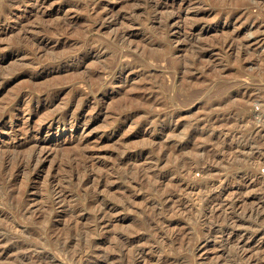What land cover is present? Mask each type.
Here are the masks:
<instances>
[{
  "label": "rangeland",
  "instance_id": "374dc122",
  "mask_svg": "<svg viewBox=\"0 0 264 264\" xmlns=\"http://www.w3.org/2000/svg\"><path fill=\"white\" fill-rule=\"evenodd\" d=\"M52 1L45 13H40L38 18L30 19L29 15L33 10L32 1L27 0L25 6L22 5V9L19 10L15 5L19 4V0H0V28L12 29V32H0V109H2L1 106H4L7 110L6 117L4 116L0 121V144L3 147L18 145V142L20 144L26 142L25 139H34L38 145V151H41V159L39 158L38 162L42 166V170L37 173V180L32 181L28 173L24 174L26 176L22 175L23 177L18 179L20 183L17 181L18 183L16 182L13 189L12 187L6 188L3 194L4 199L0 194V201L7 202L6 195L16 193V191L21 192L24 188L21 186L23 183L27 182L32 187L24 196V203L29 204L27 205V218H13L7 208H5L6 211L0 209L4 211L0 215V264H76L69 262L68 257L83 247H85L88 257L85 256L82 264H264V102L262 99L264 91V0H201L202 2L198 0L201 2L199 7L192 4L189 10L185 11L178 9L177 1L172 0ZM196 1L194 0L193 3ZM193 7L195 8L193 9ZM198 8L214 11L199 15ZM238 11L242 15H239L237 19L233 16ZM106 15L108 16L106 17ZM170 16L175 18L173 20L168 18V20L167 17ZM176 16H180V18L176 19ZM101 17L104 19L103 26L89 28L99 22ZM28 20L30 21L27 22ZM183 20L188 23L185 24ZM232 20L234 25L227 26ZM57 25L61 27L60 32H51V29ZM27 29L28 31H26ZM90 29L95 31L88 32L87 30ZM116 35L126 36V38L119 41ZM36 37L45 38L44 46L47 47L48 53L46 51L42 56L39 54L38 58L31 56V59H34L31 61L30 58H24L22 55L25 56L24 54L32 49L30 48L33 47L31 40ZM232 38L235 39L234 46L226 47L224 42ZM258 41H262L261 44H257ZM95 46H101L104 52L101 55H92L86 61L85 68L81 67L82 56L88 49ZM235 48L237 49L235 50ZM65 52L67 54L72 52L71 56L73 57L63 60L62 66L60 65L57 69L43 66L49 63L52 58ZM156 54L157 56H154ZM115 55L120 59L118 60ZM151 56L159 58L153 60ZM187 60L191 65L193 64L192 66L196 70L190 76V70L194 71V67L184 69L188 72V77L185 76L187 73L182 70V62L187 63ZM40 61L41 66L38 67ZM97 62L107 66L109 64V67L117 63L122 66L134 63L136 67L123 74L115 70L111 77L103 75L104 79L102 78V80H107V82L110 80V82L106 84L105 88H98L99 91L96 90L94 93V91L91 92L90 85H84L78 80L80 76H86V72L97 66ZM34 67L35 69H33ZM66 67L71 70L65 71ZM167 68H170V71ZM76 74L79 79L75 77ZM55 76L57 81H54ZM58 76H61V80L64 81L58 80ZM73 76L77 79L74 80ZM182 76L191 77L192 80H190L194 81L191 83L193 85L191 88L196 90L199 86L197 90L201 91L200 96L198 95L199 98L195 99L196 103L192 100V105L188 97L191 84H188V79L185 77L184 79ZM150 77L153 82L149 81ZM183 79L185 83L182 82ZM72 80L73 83H71ZM34 81H37L35 85L30 84ZM94 81L92 80V82ZM160 81L164 82L163 85L165 83L167 85L166 92H160V95L166 97L167 106L170 107L156 106L152 112H163L168 114L166 117L164 115L160 119L154 120L153 123H143L142 121H145L147 115L134 114L133 118L131 117L128 122L122 124L121 119L128 115L127 109L122 107L121 112L123 113L119 111L117 117L113 116L116 117V120L110 115L114 106H117L120 101L125 102L127 96L133 93L131 85L145 83L147 88L154 89L158 88L157 82ZM92 82L90 81V84ZM50 84L58 85L57 88L64 92L58 100L53 102V107H57L58 112L71 110L74 107L73 104L64 106L74 90L88 95L90 100L78 105L79 108L73 116L67 117L66 120L57 119V122L55 120L52 125L40 121L42 120L40 118L48 113L41 111L42 104L36 103L38 101L36 99L31 107L32 111H25L23 106L17 105V103L12 105L13 107H6L7 102L2 101L8 97L7 94L12 98L15 95L32 93V91L36 98H40L44 88ZM152 84L153 86H151ZM160 84L162 85V83ZM177 86L180 87L177 88ZM195 86L197 88H194ZM159 91L158 88L157 92ZM183 95L189 100L185 101ZM9 97L6 100L11 99ZM184 101L189 102V106L187 104L184 106ZM216 101L219 102L217 107L212 111H204L205 103ZM142 106L140 105L133 113ZM9 109L11 110L9 111ZM56 109L55 111H57ZM37 115L40 117L38 118ZM189 116L198 119L195 124V126L199 125L195 127L197 129L191 122L194 118L191 117V120ZM187 117L190 118V121ZM11 119L14 120L10 121ZM185 119L186 122L191 123L187 122L186 124ZM166 125H169L176 134L172 130L163 132ZM26 128L32 129V132L21 133ZM192 129L194 130L192 131ZM139 130L144 136L132 139L133 134ZM152 137L155 141L149 140ZM210 138H214V142L209 141ZM11 141H16L14 142L16 144ZM80 143L82 145L88 143L83 146L96 161L103 158L114 159L117 156L115 159L116 162L119 161L120 165L135 163L136 168L132 166L133 169H131L133 174L142 172L139 171L140 168L146 170L150 168L149 171H146L149 173L157 171L158 176L163 177L160 192L170 188L171 182L177 181L180 185H185L182 188L183 191L177 192V197L175 196L174 200L175 204H180V210L176 209L175 212L172 210L171 214L166 212L171 215L168 216L170 219L156 221L157 223H153L150 228L138 227L140 220H143L144 214L151 208V203L155 199V194L146 195L148 189L141 186L142 188L133 189L132 196L136 197L132 200L134 199L135 204H132L133 207L130 208L131 205L129 210L120 209L121 211L118 210L113 214L111 210H108L106 217L102 215L99 222H87V224L80 222V224L71 226L68 223L71 216L82 218L93 213V209L83 212L73 211L71 205L80 195L78 189L73 187L74 185L72 186L73 192L70 191L71 186L64 189L66 202L61 203L62 195L59 194L63 184L59 182V179H62V175H64V173L62 174L65 166L63 163L64 154ZM175 143L179 145L175 146ZM168 144H172L173 146H170L173 148L167 147ZM120 145L123 146V150L127 148L128 151L130 149L129 153H136L137 157L125 156L124 158L120 156L119 153L122 150ZM180 145H185L181 152L184 153L185 150L188 152L182 155L179 151L182 157L192 155L195 152V150L192 151L195 146H197L195 149L199 147L198 150H200L197 155L193 154L197 158L193 157L196 166L192 165L190 172L184 174L187 178L183 175L178 177L172 169V165L179 155L176 154V157H173L172 151L176 149L174 152L179 153L177 148ZM149 148L154 149L151 154L140 156L137 153L141 149ZM57 150L62 153V156L58 152L56 153ZM167 150L169 158L173 153L171 158L173 160L167 158L168 156L167 159L159 158ZM152 155L154 156L152 157ZM61 157L64 159L63 161H61ZM90 171L92 175L96 174L94 171ZM91 172L88 176H92ZM123 172L122 169L120 172L117 169L114 174L117 176H112L115 184L119 185L116 192L112 191L116 195H119V192L123 191L127 185L125 182L127 174ZM52 174H55L56 180L49 178ZM118 175H122V177ZM61 179L60 181L63 182ZM256 182L262 186V196L259 190L261 187L252 186ZM24 184L23 186H25ZM96 184L95 181L90 184L91 194L88 199L94 200L97 197L102 198V201L111 202L112 200V202L122 205L123 201L119 202L116 195H113L106 187H99L100 185L96 187ZM110 184L109 181L108 185ZM41 189L44 191L42 192ZM128 189L127 185L124 190ZM2 201L0 203L4 202ZM50 202L55 203L52 213H50L52 221L49 220V225H54L55 232L65 233L68 231L69 225L73 227L71 232L76 239L74 238L68 247H63L61 243L48 241V236L42 233L45 224L38 223L41 215L39 210L43 204L47 205ZM4 203L0 204L1 208L5 207ZM163 204L158 208L160 214L165 213L164 210H167L166 207L170 203ZM94 211L97 212V208L96 210L94 208ZM39 230L42 231L39 233ZM34 231H38L37 235H31L30 232ZM79 231H82V237L78 235ZM44 242H46L45 246ZM90 252L93 254H89ZM79 264L81 263L79 262Z\"/></svg>",
  "mask_w": 264,
  "mask_h": 264
},
{
  "label": "bare ground",
  "instance_id": "6f19581e",
  "mask_svg": "<svg viewBox=\"0 0 264 264\" xmlns=\"http://www.w3.org/2000/svg\"><path fill=\"white\" fill-rule=\"evenodd\" d=\"M26 1L27 0H19V4H15L16 6H18V8H19V10L20 9H22L21 7H22V5H24V4H26ZM28 1H32V7H33V10H32V12L30 13V15H29V17H30V19L31 18H38V16H39V14L40 13H45V11L50 7V4H52L51 2H53L52 0H28ZM171 1V0H170ZM172 1H177L176 2V6H177V8L178 9H180L181 11H185V10H189V8L191 7V5L192 4H196V6L195 7H199L200 6V4H201V0H199V1H201V2H199L198 0L195 2V3H193L194 2V0H172ZM226 1V0H225ZM258 1H261V0H258ZM18 2V1H17ZM211 2V1H210ZM29 5V4H28ZM150 5V4H149ZM148 5V6H149ZM25 6V5H24ZM101 6V5H100ZM99 6V7H100ZM146 6H147V4H146ZM194 6V5H193ZM151 7V6H150ZM149 7V8H150ZM154 7V10L156 11L157 9H156V6L154 5L153 6ZM152 7V8H153ZM158 7V6H157ZM195 7H193V9L195 8ZM25 8V7H24ZM100 9V8H99ZM214 10H210V9H203V8H198V10H197V12L199 13V15H205V14H208V13H212ZM240 11H242V10H240ZM172 15L173 14H175V13H171ZM239 15H242L241 13H239V11H238V13H235L234 14V16L233 17H235V18H237ZM247 15V14H246ZM27 16V15H26ZM108 15H106V17H107ZM246 17V16H245ZM112 18H113V16H112ZM174 19L175 17H172V16H170V17H167V19ZM180 18V16H176V19H179ZM239 18V17H238ZM237 18V19H238ZM1 19V18H0ZM114 19V18H113ZM115 19H116V17H115ZM166 19V20H167ZM168 19V20H169ZM183 19V18H182ZM25 20H27V19H25ZM99 20V19H98ZM30 20H28L27 22H29ZM103 21H104V19H103V17H101V20L99 21V22H97V23H94V25L93 26H91V27H89V28H94V27H99V26H103L104 24H103ZM162 21V20H161ZM184 21V20H183ZM94 22H96V21H94ZM170 22V21H169ZM184 23L185 24H187L188 22H185L184 21ZM23 24V23H22ZM25 24V23H24ZM93 24V23H92ZM233 26L234 24H233V20L232 21H230L228 24H227V26ZM198 26V25H197ZM20 27V26H19ZM18 27V28H19ZM15 28V27H14ZM17 28V27H16ZM88 28V27H87ZM86 28V29H87ZM96 29H98V28H96ZM12 29H8L7 27H2V28H0V32H7V31H11ZM60 30H61V27H59V25H57V26H54L52 29H51V32H60ZM95 31L94 29H90V30H87L88 32H91V31ZM14 31V30H13ZM26 31H28V29L26 30ZM30 31V30H29ZM86 31V32H87ZM92 31V32H93ZM12 32V31H11ZM23 32V31H22ZM47 32H50V31H47ZM128 36V35H127ZM35 38V37H34ZM116 38H119V41L120 40H123V39H125L126 38V36H121V37H119V35L117 36L116 35ZM28 39V38H27ZM30 39V38H29ZM28 39V40H29ZM31 39H33V38H31ZM45 38H43V37H36V39H34V40H31V44H33V47L31 46L30 48H32V49H29V51L28 52H26V54H24L25 56H23L22 54V57H26V58H30L31 59V56H36V58H38V56H39V54H41V56L43 55V53L45 52L46 53V49H47V47L46 46H44V42H45V40H44ZM34 41V42H33ZM117 42V41H116ZM234 42H235V39L234 38H232V39H230V40H228V41H225L224 43L226 44V47H230L231 45V47H233L234 46ZM261 42L262 41H258V43L257 44H261ZM91 44V43H90ZM89 44V45H90ZM224 45V44H223ZM223 47V46H222ZM225 47V48H226ZM61 48V47H60ZM201 48H202V46H201ZM204 48V47H203ZM224 48V47H223ZM238 48V47H237ZM237 48H235V50L237 49ZM77 49V48H76ZM227 50V49H226ZM56 52L58 51V50H55ZM70 51V50H69ZM72 51V50H71ZM76 51V50H75ZM68 52V51H67ZM74 52V51H73ZM76 52H78V51H76ZM104 52V50H103V48L101 47V46H95V47H91L90 49H88L86 52H85V54L82 56V60H81V62H80V64H81V67L83 66H85V63H86V61L87 60H89L91 57H92V55H101L102 53ZM24 53V52H23ZM47 53H48V51H47ZM66 53V52H65ZM65 53H61L62 55H58V56H56V57H54V58H52V60L51 61H49V63H47V64H45V65H43V66H48V67H52V68H56L57 69V67H59L60 65H61V62L63 61V60H67L68 58L69 59H72L71 57H73V56H71V53L72 52H69V54H65ZM108 53V52H107ZM111 53V52H110ZM55 54H57V53H55ZM77 54V53H76ZM20 55V56H21ZM45 55V54H44ZM72 55H74V54H72ZM107 55V54H106ZM116 56V55H115ZM121 56V55H120ZM123 56V55H122ZM154 56H157V54L156 55H154ZM154 56H151V58L153 59V60H156V59H158L159 57H154ZM160 56V55H159ZM200 56V55H199ZM18 57V56H17ZM76 57V56H75ZM79 57V56H78ZM104 57V56H103ZM150 57V56H149ZM149 57H147V58H149ZM204 57V56H203ZM33 58V57H32ZM35 58V57H34ZM102 58V57H101ZM116 58H117V56H116ZM156 58V59H155ZM171 58V57H170ZM198 58V57H197ZM196 58V59H197ZM118 59V58H117ZM120 59V58H119ZM118 59V60H119ZM172 59V58H171ZM199 59V58H198ZM198 59H197V61H198ZM201 59V58H200ZM203 59V58H202ZM32 60H34V59H31V61ZM38 60V59H37ZM115 60V59H114ZM185 62H186V60H184ZM182 62L183 64H182V70H183V72L185 73L186 72V70H187V67H190L191 68V66L193 65H191L190 64V62H189V64H188V62L187 63H185V62ZM194 61V60H193ZM38 62V61H37ZM36 62V63H37ZM78 62V61H77ZM112 62V61H111ZM169 62H170V60H169ZM172 62V61H171ZM40 63H41V61L39 62V66L38 67H40L41 65H40ZM100 63V62H99ZM108 63H109V61H108ZM114 63V62H113ZM195 63H197L196 62V60H195ZM38 64V63H37ZM44 64V63H43ZM97 64V66H95V67H93L91 70H89L88 72H86L85 74H87L86 76L84 75L83 77L82 76H80L79 78L77 77L78 76V74H79V72H80V69H79V71H77V73L78 74H76L75 75V77H77L79 80L78 81H81V82H83L84 83V85H90V87H91V92H93L94 91V93H96L95 91L96 90H98V88H101V87H106V84H108L109 82H110V80H109V82H107V80H105V81H103L102 80V78L104 79V76L103 75H108V76H110L111 77V75L112 74H114L113 72H115V70H117L118 72H120L121 74H123V73H125L126 71H131L132 70V68H134V67H136V66H134L135 64L133 63V65L131 64V65H121L120 63V65L117 63L116 65L115 64H113V66H110L109 67V64H108V66L105 64L104 65V63H100V64H98V62L96 63ZM111 64V63H110ZM181 65V64H180ZM180 65L178 66V68L180 67ZM42 66V67H43ZM62 66V65H61ZM171 66V65H170ZM196 67H197V65H195ZM37 67V68H38ZM168 67V66H167ZM192 67H194V66H192ZM78 68V67H77ZM85 68V67H84ZM33 69H35V67L33 68ZM46 69V68H45ZM168 69V68H167ZM170 69V68H169ZM168 69V70H169ZM172 69V68H171ZM184 69H186L185 71H184ZM12 70H15V69H12ZM37 70V69H36ZM62 71H63V69H61ZM69 70H71L69 67H66L65 68V71H69ZM60 71V70H59ZM170 71V70H169ZM168 71V72H169ZM177 70H175V72H176ZM192 71H193V69H192ZM191 70H190V72H191V74H190V76L191 75H193L194 74V72L196 71L195 70V67H194V71L192 72ZM16 73H18L17 71H15ZM14 72V73H15ZM64 72V71H63ZM76 72V71H75ZM172 72V71H171ZM10 73V72H9ZM14 73H12V74H14ZM170 73V72H169ZM172 73H174V72H172ZM177 73V72H176ZM187 73V75H185V76H187L188 77V72H186ZM24 74V73H23ZM27 74V73H26ZM181 74V73H180ZM10 75V74H9ZM19 75V74H18ZM60 75V74H59ZM81 75V74H80ZM83 75V74H82ZM174 75H175V73H174ZM173 75V76H174ZM184 75V74H183ZM14 76V75H13ZM31 76H32V74H31ZM61 76H63L64 77V75H62L61 74ZM61 76H58V80L60 79L61 80ZM69 76V75H68ZM184 76V77H185ZM66 77H67V75H66ZM65 77V78H66ZM72 77V76H71ZM74 77V76H73ZM73 78L74 80L75 79H77V78ZM89 77V78H88ZM183 77V76H182ZM183 77V78H184ZM32 78H34V77H32ZM38 78V77H37ZM57 77L55 76V79H54V81L56 80L57 81V79H56ZM68 78V77H67ZM116 78V77H115ZM114 78V79H115ZM175 78V77H174ZM186 78V77H185ZM184 78V79H185ZM193 78V77H192ZM12 79V78H11ZM31 79V78H30ZM64 79V78H63ZM110 79V78H109ZM145 79V78H144ZM147 79V78H146ZM184 79L182 80V82H184L185 83V81H184ZM186 79H188L187 81H188V84H191L192 82H194V81H191L192 79H191V77H189V78H186ZM191 79V80H190ZM193 79H195V78H193ZM66 80V79H65ZM69 80H71V79H69ZM92 80L94 81V82H92ZM119 80V79H118ZM151 80V77H150V79H149V81ZM153 80V79H152ZM151 80V81H152ZM196 80V79H195ZM32 81V80H31ZM53 81V82H54ZM61 81H64V80H61ZM90 81L92 82V84H90ZM145 81V80H144ZM155 81V80H154ZM163 81V80H162ZM180 81V80H179ZM37 81H34L33 83L31 82L30 84H34L35 85V83H36ZM52 82V83H53ZM67 82H70V81H67ZM81 82H80V84H81ZM146 82V81H145ZM153 82V81H152ZM198 81H196V83H197ZM55 83H57V82H55ZM60 83H62V82H60ZM71 83H73V80H72V82ZM144 83V82H143ZM142 83V84H143ZM148 83V82H147ZM160 83H162V85L160 84ZM163 83L164 82H157V86H158V88H159V92H157V90H158V88H156V91H154L155 90V88L154 89H151V87H149V88H147V84H143V85H131V86H133V93H131V94H129L128 96H127V99L125 100V102H122V101H120L118 104H117V106H114L113 108H112V114H110L112 117L113 116H116L117 115V113L120 111H122V107L124 108V109H127V113H128V115L124 118V119H121V123L122 124H124V123H126V122H128V120L129 119H131V117L133 118V115L134 114H139L140 116L142 115V114H145V115H147L146 117H145V121H142L143 123H153L154 122V120H158V119H160L162 116H164V117H166L167 115L166 114H164L163 112H152V111H154L155 110V107L157 106H166V107H170V106H167L168 104H167V100H166V97L165 96H163V97H161L162 95H160V92L161 93H164V92H166V89H168V88H166L167 87V85H166V83H165V85H163ZM180 83H181V81H180ZM179 83V84H180ZM195 83V85H197ZM64 84V83H63ZM111 84H112V82H111ZM139 84V83H138ZM150 84V83H149ZM154 84V83H153ZM153 84L151 85V86H153ZM155 84H156V82H155ZM186 84H187V82H186ZM185 84V85H186ZM187 84V85H188ZM198 84H199V82H198ZM33 85V86H34ZM37 85V84H36ZM61 85V84H60ZM59 85V86H60ZM186 85V86H187ZM192 85V84H191ZM190 85V89H192L191 91H190V89L188 90L189 91V98H190V103H191V105H192V103H193V101L195 102V99H198L199 97H198V95H199V93L201 92V91H199V90H197V89H199V86H198V88H197V86H195L194 88H197L196 90L194 89L193 90V88H191V87H193V85L191 86ZM200 85V84H199ZM73 86V85H72ZM75 86V85H74ZM180 86H182L181 84H180ZM180 86H177V88L178 87H180ZM30 87H31V85H30ZM46 87V86H45ZM58 87V85H55V84H50V85H48L46 88H44V90L42 91V96L40 97V98H36L35 96H34V92L32 91V93H29L28 92V94H21V95H15V96H13L12 98L11 97H9V94H7L8 95V97L9 98H11V99H9V100H2V101H6L5 103V106L6 107H13L12 105H15L16 103H17V105L19 104V105H22L23 106V109L25 110V111H28V110H31V109H33V108H31L32 107V105H33V103H35L34 101H35V99L36 100H38L36 103H38V104H42V110L41 111H44V112H47L48 114L47 115H45L44 117H41L40 119H42V120H40L42 123H49V124H53V122L56 120V122H57V119H61V120H66L67 119V117H70L71 115L73 116L74 115V113H76V110L79 108L78 107V105H80V104H83V102L84 103H86V101H88V100H90L89 99V96L88 95H85V94H83V92L81 93V92H79L78 90H74L73 91V93H71L72 95H70V97H69V99L67 100V103L66 102H64V103H66L64 106H67V105H69V104H73V108H71V110H66V111H63V112H58V110L56 109L57 107H55V109L57 110V111H55V109H54V107H53V102L55 101V100H58L59 99V97H61V95L64 93L63 92V90L62 89H58L57 88ZM185 87V86H184ZM184 87H183V90H184ZM37 88V87H36ZM71 88V87H70ZM73 88V87H72ZM186 88V87H185ZM31 89H32V87H31ZM35 89V88H34ZM21 90V89H20ZM30 90V89H29ZM179 90V89H178ZM181 90V89H180ZM186 90V89H185ZM18 91V90H17ZM34 91H36V90H34ZM41 91V90H40ZM40 91H38V92H40ZM65 91V90H64ZM99 91V90H98ZM97 91V92H98ZM150 91V92H149ZM164 91V92H163ZM187 91V90H186ZM187 91V92H188ZM15 92V91H14ZM23 92V91H22ZM67 92V91H66ZM65 92V93H66ZM147 92H149L148 94H147ZM168 92V91H167ZM18 93V92H17ZM27 93V92H26ZM182 93H183V91H182ZM5 94V93H4ZM14 94H16V93H14ZM177 94V93H176ZM180 94V93H179ZM1 95V94H0ZM36 95V94H35ZM67 95H68V93H67ZM187 95V94H186ZM177 97H178V94L176 95ZM200 96V95H199ZM67 97V96H66ZM169 97V96H168ZM167 97V98H168ZM171 97V96H170ZM174 97V96H173ZM180 97V96H179ZM187 97V96H186ZM198 97V98H197ZM5 98V97H4ZM183 98H184V95H183ZM183 98H181V99H183ZM61 99V98H60ZM185 99V101H187V100H189V99H187V98H184ZM187 99V100H186ZM172 100V99H171ZM177 100V99H176ZM193 100V101H192ZM60 101V100H59ZM169 101V100H168ZM173 101V100H172ZM175 101V100H174ZM183 101V100H182ZM184 101V106L187 104L188 106H189V102L187 103V102H185ZM197 101V100H196ZM215 101V100H214ZM176 103V102H175ZM196 103V102H195ZM56 104H57V102H56ZM115 104V105H116ZM142 106L140 109H138V111L137 112H135V113H133V111H135V110H137V108H139V106ZM173 105H175L174 104V102H173ZM182 105H183V103H182ZM219 105V102H208L207 104L205 103V105H204V111L205 112H208V111H212L215 107H217ZM179 106V105H178ZM98 107V106H97ZM166 107H164V109H166ZM174 107V106H173ZM176 107V106H175ZM174 107V108H175ZM187 107V106H186ZM191 107V106H190ZM1 108L3 109H0V121L3 119V117L6 115V112H7V110L5 109V107L3 106H1ZM154 108V109H153ZM12 109V108H11ZM11 109H9V111L11 110ZM62 109V108H61ZM68 109V108H67ZM96 109V108H95ZM95 109H93V110H95ZM177 109V108H176ZM2 110V111H1ZM98 110H100V109H98ZM173 110V109H172ZM180 110V109H179ZM202 110V109H201ZM24 111V112H25ZM32 111V110H31ZM165 111H167V109L165 110ZM30 112V111H29ZM95 112V111H94ZM168 112H169V110H168ZM171 112V111H170ZM121 113H123V112H121ZM125 113H126V111H125ZM151 113V114H150ZM8 114V113H7ZM190 114V113H189ZM40 116L42 115V114H39ZM109 115V116H110ZM174 115H175V113H174ZM39 116V117H40ZM195 116V115H194ZM194 116H191V117H193L194 118ZM6 117V116H5ZM37 117H38V115H37ZM38 117V118H39ZM117 117V116H116ZM115 117V118H116ZM190 117V116H189ZM190 117V118H191ZM86 118V117H85ZM114 118V117H113ZM114 118V119H115ZM119 118V117H118ZM188 118V117H187ZM190 118H188V120L190 119ZM10 119V118H9ZM112 119V118H111ZM113 119V120H114ZM5 120V119H4ZM12 120H14V119H11L10 121H12ZM39 120V119H38ZM116 120V119H115ZM170 120V119H169ZM191 120H192V118H191ZM197 118H194V120L193 121H191L192 123H193V127L195 128V127H197V126H199V125H197V126H195V124H196V122H197ZM119 121V120H118ZM190 121V120H189ZM130 122V121H129ZM141 122V123H142ZM185 122H186V119H185ZM188 122V121H187ZM187 122H186V124H187ZM191 122H188V124L189 123H191ZM41 123V124H42ZM108 123H109V120H108ZM113 123H114V121H113ZM112 123V124H113ZM169 123V122H168ZM180 123V122H179ZM184 123V122H183ZM111 124V123H110ZM185 124V123H184ZM183 124V125H184ZM198 124V123H197ZM3 125V124H2ZM48 125V124H47ZM26 126V125H25ZM114 126V125H113ZM116 126V125H115ZM175 126V125H174ZM187 126V125H186ZM188 126H191V125H188ZM31 127V126H30ZM29 127V128H30ZM143 127V126H142ZM141 127V128H142ZM181 127H183V126H181ZM104 128H106V127H104ZM177 128V127H176ZM179 128V127H178ZM107 129V128H106ZM189 129H190V127H189ZM195 129H197V128H195ZM21 130V129H20ZM32 130V129H31ZM30 129H28V128H26V129H23V131L21 132V133H23V134H29L30 133V131H31ZM109 130V129H108ZM171 128H170V126L169 125H166V126H164V128H163V132L164 131H166V132H171ZM194 129H192V131H193ZM13 131H15V130H13ZM161 131V132H162ZM172 131H174V130H172ZM32 132V131H31ZM38 132V131H37ZM175 132V131H174ZM189 132L191 133V131L189 130ZM196 132V131H195ZM12 133H14V132H12ZM190 133H187V134H190ZM194 133V132H193ZM17 134V133H16ZM175 134H176V132H175ZM192 134V133H191ZM33 135H35V134H33ZM37 135V134H36ZM174 135V134H173ZM16 136V135H15ZM14 136V137H15ZM17 136H19V134H17ZM16 136V137H17ZM21 136H23L22 134H21ZM25 136V135H24ZM144 136V134H142L141 132H140V130H139V132L137 131V132H135L134 134H133V136H132V139H138V138H141V137H143ZM30 137V136H29ZM33 137V136H32ZM35 137V136H34ZM37 137H38V135H37ZM173 137V136H172ZM197 137V136H196ZM19 138V137H18ZM40 138V137H39ZM153 138V137H152ZM149 139L150 141L152 140V141H155V139L153 138V139ZM175 138H177V137H175ZM179 138V137H178ZM192 138V137H191ZM202 138V137H201ZM201 138H199V139H201ZM11 139H12V137H11ZM10 139V140H11ZM14 139H16V138H14ZM37 139V138H36ZM174 139V138H173ZM179 139H182L181 137L179 138ZM179 139H177V140H179ZM213 139L214 138H210L209 139V141H211V142H214L213 141ZM18 140V139H17ZM186 140V139H185ZM185 140H184V142H185ZM194 140H195V138H194ZM193 140V141H194ZM12 141H13V139H12ZM11 141V142H12ZM25 141L26 142H24L23 144L21 143L20 144V142H18V145H6V146H1V144H0V194L1 195H3L4 194V192H5V190H6V188L7 189H9V187L11 188L12 187V189H13V186H15V184H17L19 181H18V179L20 178V177H23L22 175H24V174H27L28 173V175H30V177L32 178V181H35V180H37L36 179V176H37V173L39 172V170H42V166H40L39 165V162H38V160H39V158H40V153H41V151H38L39 150V148H38V145H37V143H35L34 142V139H32V138H29V139H25ZM176 141V140H175ZM182 141V140H181ZM187 141V140H186ZM200 141V140H199ZM14 142H16V141H14ZM14 142H12V143H14ZM88 142V141H87ZM79 143V142H78ZM125 144H126V142H124ZM171 143V142H170ZM180 143V142H179ZM191 143V142H190ZM218 143V142H217ZM14 144H16V143H14ZM86 145L88 144V143H85ZM85 144H83V145H85ZM178 144V143H177ZM176 143L174 144L175 146L177 145ZM81 143L80 144H77V146L75 145V147L73 148V149H71L70 151H67V153L66 152H64V153H66V154H64L65 155V157H63V158H65V160L64 159H62V157H61V161H63L64 160V162L63 163H65V166H64V171L62 172V174L64 173V175H62V179L61 180H63V182L62 181H60V179H59V182L62 184L61 185V187H60V191H59V194H61L62 195V197L60 198L61 199V203H63V202H66V198H65V193H64V189L66 190V188H68V187H70L71 188V190L70 191H72V186L73 187H76L77 189H78V191H79V198L77 199V200H75L74 201V204H72L71 205V208L73 209V211L74 210H77V211H88V210H91L92 211V209H93V213L95 212L94 211V208H95V210H96V208H97V212H95L94 214L93 213H90L91 215L93 214V216H91V215H85V216H83L82 218H74V217H70V219L68 220V223L72 226V225H75V224H77V223H79L80 224V222H82V224H87V222H99V219L101 218V216L103 215L104 217H106L105 215H106V213H108V210H111V213L113 214L114 212H118V210H129L128 208L133 204H135L134 202V199L132 200V198H134V197H136V196H132V192H133V189H136V188H138V187H141V186H145L147 189H148V192L146 193V195H148V194H155L154 196H155V199L152 201V203H151V211H150V209H148V211H150V212H148L147 211V213H145V211H144V216H143V220H140V222H139V225H138V227H141V228H150V227H152V225H153V223H157L156 221H161V219H167V218H169L171 215H168V214H166V212H170V214H171V211L173 210L174 212L175 211H177V210H180V204L178 203H174V202H176V201H174L175 200V196L177 197V192H180L181 190H182V188H184V186L185 185H180V183L179 182H171V187L170 188H168V189H166L165 191H161L160 192V186H161V180L163 179V177L162 176H158V174H157V171H155V172H152V173H149V172H146V171H149V169H142V168H140L139 169V171H142V172H139V173H132L131 171V169H133L132 168V166H134L135 165V163L134 162H131V164H121L120 165V163H119V161L117 160V162H116V157L113 159V158H107V159H104L103 158V156H102V160H100V161H96V159H94L93 157H92V155L90 154V152L89 151H87L86 150V147H84ZM123 145V144H122ZM122 145H120V146H122ZM170 145H172V144H170ZM169 144L167 145V147L168 146H170ZM179 145V144H178ZM124 146V145H123ZM123 146L121 147V149L123 148ZM173 146V145H172ZM172 146H170L171 148H173ZM184 146L185 145H180V146H178V148H177V151L179 152H181L182 151V149H184ZM188 146V145H187ZM40 147V146H39ZM125 147V146H124ZM192 147V146H191ZM197 146H195V148H196ZM41 148V147H40ZM44 148V147H43ZM153 148V147H152ZM166 148V147H165ZM170 148V149H171ZM174 148H176V147H174ZM194 147H193V149H192V151L193 150H195V152L194 153H192V151H191V149H190V151H191V153H192V155H189V154H187V155H189V157L187 156V157H185V156H183L182 157V155L186 152V153H188L186 150H185V152L183 153V152H181V154H180V152L179 153H175L174 151L176 150H174V151H172L173 153H171V157L169 158V154H168V150L165 152L164 151V153L162 154V157H159V158H162V159H167V158H169V159H171L172 158V154L174 155L173 157H176L175 155L176 154H179L176 158H178L177 160H176V162L172 165V169L175 171L174 173L175 174H177L178 175V177H180V175H183L184 176V174L186 173H189L190 171V169H191V167H192V165H194L195 164V160H193V157L195 156V158H196V155L198 154L197 152H199L200 150H198V148L197 149H195ZM69 149V148H68ZM127 149V148H126ZM125 148H124V150L122 151L121 150V152L119 153V155L120 156H122V157H124L125 158V156H129V157H137L136 156V153H134L133 154V152H131V153H129L130 152V149H129V151H128V149L126 150ZM41 150H42V148H41ZM117 150H119V148H117ZM116 150V151H117ZM134 150V149H133ZM132 150V151H133ZM173 150V149H172ZM188 150V149H187ZM43 151V150H42ZM128 151V152H127ZM154 151V149H151V148H149V149H147V150H140V151H138L137 153L138 154H140V156L141 155H143V156H146L147 154H151V152H153ZM171 151V150H170ZM169 151V152H170ZM176 151V152H177ZM201 151H202V149H201ZM58 152V150L56 151V153ZM61 152V151H60ZM196 153V155H193V154H195ZM58 154L60 155L61 154V156H62V153H59L58 152ZM113 154V153H112ZM168 154V155H167ZM63 155V156H64ZM115 155H116V153H115ZM118 155V156H119ZM133 155V156H132ZM105 156V155H104ZM113 156H114V154H113ZM154 155H152V157H153ZM168 156V157H167ZM181 156V157H180ZM110 157V156H109ZM152 157H150V158H152ZM167 157V158H166ZM119 158V157H118ZM127 158V157H126ZM156 158H157V156H156ZM194 158V159H195ZM41 159V158H40ZM121 159V158H120ZM130 159V158H129ZM158 159V158H157ZM157 159L155 160L156 162H157ZM197 159V158H196ZM127 160V159H126ZM150 160V159H149ZM171 160H173V159H171ZM175 160V159H174ZM133 161V160H132ZM151 161H153V160H151ZM154 161V162H155ZM161 161V160H160ZM164 161V160H163ZM154 162H153V165H154ZM155 162V164L157 165V163ZM62 163V162H61ZM197 163V162H196ZM58 164H60V163H58ZM64 165V164H63ZM121 166V167H120ZM138 166V165H137ZM195 166H196V164H195ZM119 167H120V169H119ZM135 167V166H134ZM136 168V167H135ZM135 168H134V170H135ZM147 168V167H146ZM160 168V167H159ZM194 168V167H193ZM196 168V167H195ZM117 169L119 170V172H120V170L122 169L124 172V174H127L126 175V183H127V185H128V187H129V189L127 190V191H125L124 189H126V187H127V185H126V187H124L123 188V191H120V189H119V195L117 194H114L112 191L113 190H115V192L117 191L116 189H118L119 187V185L118 184H115V181L112 179L113 177L112 176H117V175H114V174H116V171H117ZM171 169V170H172ZM57 170V169H56ZM90 170H92V171H94L96 174L95 175H92V172L90 171ZM133 170V171H134ZM60 171H62V170H60ZM136 171V170H135ZM134 171V172H135ZM138 171V170H137ZM189 171V172H188ZM56 172V171H55ZM89 172H91V174L90 175H92V176H88V174H89ZM264 173V172H263ZM49 174V173H48ZM118 174V173H117ZM55 175V174H54ZM53 174L51 175V177L49 176V178H52V179H55V176H54ZM57 175V174H56ZM24 176H26V175H24ZM118 176H121L122 177V175H118ZM184 177H186V176H184ZM190 177V176H189ZM30 178V179H31ZM187 178V177H186ZM57 179V178H56ZM55 179V180H56ZM116 179V178H115ZM119 179V178H118ZM26 180V179H25ZM24 180V182H26ZM27 180H28V178H27ZM120 180V179H119ZM124 180H125V178H124ZM189 180V179H188ZM191 180V179H190ZM18 181V182H17ZM93 181H95V183H97L95 186L97 187V185H100L99 187H106L109 191H111L112 193H113V195H116L115 197H118V199H119V202H120V200L121 201H123V202H121V204L122 205H118L116 202H112V200H111V202L110 201H102L101 199H99V198H97V197H95L96 199H88V198H90V194H91V192H90V184L93 182ZM109 181H110V185H108L109 184ZM116 181H118L117 179H116ZM192 181V180H191ZM17 182V183H16ZM22 182V181H21ZM47 182V181H46ZM51 182V181H50ZM49 182V183H50ZM53 182H55L54 180H53ZM58 182V183H59ZM119 182V181H118ZM117 182V183H118ZM124 182V183H125ZM186 182H187V180H186ZM190 182V181H189ZM20 183V182H19ZM36 183V182H35ZM125 183V184H126ZM262 183V182H261ZM24 184V183H23ZM23 184L21 185L22 187H24L23 188V190L21 191V192H17L16 191V193H11V194H7L6 195V200H7V202H5L4 200V205H5V207L3 206V208H1L0 207V209H4L5 211H6V209L5 208H7V210H9V213L10 214H12V216H13V218L14 217H16V218H18V217H26L27 215H26V213H27V211H28V208H27V205H29V204H25L24 203V196H25V194L26 193H28V190L30 189V184L28 185L27 184V182H26V184H24L25 186H23ZM44 184H46V183H44ZM43 184V185H44ZM120 184H121V182H120ZM32 185H34V184H32ZM50 185V184H49ZM48 185V186H49ZM18 186V185H17ZM36 186H38V185H36ZM252 186H257V187H261L259 190L261 191V196H262V186H261V184L260 183H258V182H256V183H254V185L252 184ZM22 187H21V189H22ZM39 187H42V186H39ZM39 187H37V188H39ZM44 187H45V189H46V186L44 185ZM44 187H42L43 189H44ZM169 187V186H168ZM32 188V187H31ZM35 188V187H34ZM105 188V189H106ZM142 188V187H141ZM144 188V187H143ZM14 189H15V187H14ZM99 189V188H98ZM104 189V190H105ZM122 189V188H121ZM18 190V189H17ZM48 190V189H47ZM46 190V191H47ZM50 190V189H49ZM96 190V189H95ZM11 191V190H10ZM31 191V190H30ZM39 191H40V189H39ZM38 191V192H39ZM41 191L43 192L44 190H42L41 189ZM69 191V190H68ZM183 191V190H182ZM37 192V193H38ZM42 192H40V193H42ZM73 192V191H72ZM72 192H71V194H72ZM80 192H83L82 194L80 193ZM95 192V191H94ZM97 192V191H96ZM45 193V192H44ZM70 193V192H69ZM77 194H78V192H76ZM75 193V194H76ZM107 193V192H106ZM109 193V192H108ZM135 193H136V191H135ZM134 193V194H135ZM68 194V193H67ZM42 195H43V193H42ZM42 195H40V196H42ZM72 196V195H71ZM145 196V195H144ZM73 197V196H72ZM78 197V196H77ZM1 198H2V196H1ZM38 198H40V197H38ZM75 198V197H74ZM2 199H4V195H3V198ZM0 201V202H1ZM114 201H116V200H114ZM118 201V200H117ZM134 201V202H133ZM37 202V201H36ZM49 202V201H48ZM53 202V201H52ZM52 202H50L49 204H47V205H42L41 206V204L40 205H38L39 207H40V210L39 211H41V215H40V218L38 219L39 220V222L38 223H41V222H43L45 225H43V232L42 233H45L47 236H48V241H51L52 243H61V245H63V247H68V245L70 244V243H72L73 241H74V234H73V232H71L72 231V229H73V227H71L70 225L68 226V231L67 232H65V233H56L55 232V230H54V225L53 226H51V225H49V223H50V221L49 220H51L50 218H51V216H50V213H52L51 211H52V207H53V205L55 204H53ZM166 202H169L170 204L166 207V209L167 210H164L165 211V213H163V214H160L159 213V206L161 205V204H163V203H166ZM3 203H0V204H3ZM69 203V202H68ZM116 203V204H115ZM168 204V203H167ZM133 205L130 207V208H132L133 207ZM164 205V204H163ZM181 205H182V203H181ZM29 207V206H28ZM165 207V206H164ZM39 209V208H38ZM163 209V208H162ZM177 209V210H176ZM120 210V211H121ZM71 211V210H70ZM172 211V212H173ZM4 211H2V210H0V215L3 213ZM43 212V213H42ZM40 213V212H39ZM38 213V214H39ZM110 213V212H109ZM166 214V215H165ZM251 214H252V212H251ZM260 214V213H259ZM52 215V214H51ZM70 215V214H69ZM111 215V214H110ZM66 216V215H65ZM102 216V217H103ZM169 216V217H168ZM172 216H174V215H172ZM253 216V215H252ZM260 216V215H259ZM8 217V216H7ZM27 218V217H26ZM170 219V218H169ZM172 219V218H171ZM13 220H15V219H13ZM13 220H12V223H14L13 222ZM27 220V219H26ZM29 220V219H28ZM33 220V219H32ZM173 220V219H172ZM7 221H9V220H7ZM52 221V220H51ZM166 221V220H165ZM177 221H179V220H177ZM10 222H11V219H10ZM36 222V223H37ZM170 222V221H169ZM35 223V222H34ZM98 224V223H97ZM57 226V225H56ZM42 230H39V233H40V231H42ZM30 233H32L31 235H37V233H38V231L36 232V231H34V232H30ZM78 235L80 236V237H82V231H79L78 232ZM76 239V238H75ZM80 239V238H79ZM45 243L46 242H44V246H45ZM92 243V242H91ZM49 245V244H48ZM47 245V246H48ZM90 245V244H89ZM123 245H124V243H123ZM262 249H263V247H262ZM89 254H93V253H89ZM85 256H87L88 257V253H86V251H85V247H83L82 249H80L79 251H75L72 255H70L68 258H69V262L71 261V263L72 262H74V263H76V264H79V262L82 264L83 263V261H84V258H85ZM52 264V263H51ZM98 264V263H97Z\"/></svg>",
  "mask_w": 264,
  "mask_h": 264
},
{
  "label": "built area",
  "instance_id": "2783aa9c",
  "mask_svg": "<svg viewBox=\"0 0 264 264\" xmlns=\"http://www.w3.org/2000/svg\"><path fill=\"white\" fill-rule=\"evenodd\" d=\"M262 99H263V102H264V91H263ZM263 172H264V170H263Z\"/></svg>",
  "mask_w": 264,
  "mask_h": 264
}]
</instances>
